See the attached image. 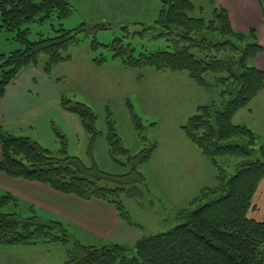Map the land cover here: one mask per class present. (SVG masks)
<instances>
[{"label":"trees","instance_id":"obj_1","mask_svg":"<svg viewBox=\"0 0 264 264\" xmlns=\"http://www.w3.org/2000/svg\"><path fill=\"white\" fill-rule=\"evenodd\" d=\"M214 5V0H209ZM152 23H141L140 31L115 37L109 44L94 39L91 50L99 45L111 51L126 68L151 67L155 70L186 72L204 89L218 88L219 103L201 104L181 126L185 137L198 148L215 169V184L202 187L189 204L175 214V225L165 232L142 235L132 246L120 243L100 247L74 241L67 225L55 218H42L33 209L22 216L15 208L18 199L0 191V246L60 244L66 258L58 264H264V218L255 220L248 213L260 180L264 177V143L256 147L257 135L234 116L264 86V72L253 64L262 51L256 33L232 28L227 12L213 6L212 17L190 15L196 8L191 0H158ZM264 10V0H259ZM72 12L68 0H0V30L11 34L20 47L0 53V100L6 88L22 70L41 69L52 79V69L70 58L67 50L78 42L83 23L65 29L61 20ZM59 20L53 36L30 40L27 24ZM127 28V27H124ZM163 40V47L140 51L131 39ZM101 65L106 57H94ZM57 83V79L53 78ZM60 106L74 114L89 134V145L98 131L96 115L85 103L60 95ZM130 118L143 148L131 154L107 119L106 142L114 162L128 166L121 174L104 172L95 163L85 164L64 149L52 153L29 137L14 136L0 126V172L7 176L35 181L64 194L83 200L97 199L110 204L126 224L141 229L120 199L121 193L138 197L144 176L137 167L147 162L156 144L148 145L139 117ZM59 134V133H58ZM60 136V135H59ZM63 138V137H62ZM125 156V161L118 159ZM237 158L234 172L219 164L220 158ZM126 186H130L126 188Z\"/></svg>","mask_w":264,"mask_h":264},{"label":"rangeland","instance_id":"obj_2","mask_svg":"<svg viewBox=\"0 0 264 264\" xmlns=\"http://www.w3.org/2000/svg\"><path fill=\"white\" fill-rule=\"evenodd\" d=\"M68 1L72 12L61 20L62 26L74 29L84 23L86 27L78 32V42L68 48L70 58L52 69V77L57 79L58 97L45 104L43 114L24 115L10 121L4 130L14 136L29 137L52 153L61 150L64 139L67 154L78 156L87 165L93 162L104 172L121 174L128 170V166L114 162L108 154L107 119L113 121L123 145L134 154L143 148V144L131 122L130 111H133L143 125L142 133L148 145L155 143L156 147L150 159L137 167L144 176V184L140 185L142 194L134 197L123 192L120 199L132 220L142 226L136 228L142 232L141 236L165 232L175 225V214L186 207L202 187L215 184V169L188 141L181 126L196 113L198 105L220 102L218 88L199 87L184 71L126 68L119 59H113L111 51L103 45L91 50L93 39L99 44H109L115 37L140 31L142 6L144 9L146 5L149 7L150 10L145 11L150 12L149 20L154 19L158 0ZM191 1L196 9L190 15L206 20L212 17L213 5L209 0ZM27 26L28 38L35 40L40 34L45 37L55 35L59 20L54 15L42 24L31 22ZM10 37L9 32L0 30V53L7 54L20 47ZM148 39V36L131 39L136 54L153 51L165 44L163 40ZM100 55L106 60L97 65L94 57ZM61 94L71 101L87 104L96 115L98 134L91 145L89 134L77 116L60 107ZM262 143L259 140L256 147ZM118 159L125 161V156ZM218 161L234 172L238 159L225 157ZM16 210L22 216L31 214L30 210ZM67 229L71 235L69 248L74 241L90 242L96 247L114 242L93 238L74 225L67 226ZM125 244L132 246L133 241L128 239Z\"/></svg>","mask_w":264,"mask_h":264},{"label":"crops","instance_id":"obj_3","mask_svg":"<svg viewBox=\"0 0 264 264\" xmlns=\"http://www.w3.org/2000/svg\"><path fill=\"white\" fill-rule=\"evenodd\" d=\"M213 6L227 12L235 30L255 31L262 51L255 57L253 64L264 72V10L259 0H214ZM145 10H150L147 5L145 9L142 6L140 23H152L155 18L149 20L150 12ZM157 12L158 4L156 15ZM56 87L53 77L48 78L41 69L28 67L22 70L18 78L6 88L0 100V126L4 129L10 121H16L27 114H43L45 104L58 97ZM233 122L250 128L257 135L258 141L264 143V86L234 116ZM0 191L9 192L18 199L15 209H33L42 218H55L67 226H77L93 238L126 245L128 239L134 244L141 237L142 232L122 221L110 204L97 199L83 200L55 191L44 184L7 176L2 172ZM248 215L255 220L264 218V177L253 195ZM84 243L93 245L90 242L81 244ZM65 253V247L60 244L0 246V264H58L65 260Z\"/></svg>","mask_w":264,"mask_h":264}]
</instances>
